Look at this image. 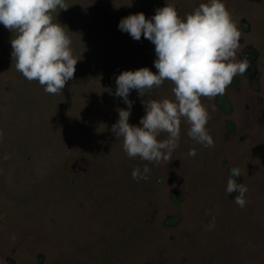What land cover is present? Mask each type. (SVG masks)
<instances>
[{"label": "rangeland", "instance_id": "374dc122", "mask_svg": "<svg viewBox=\"0 0 264 264\" xmlns=\"http://www.w3.org/2000/svg\"><path fill=\"white\" fill-rule=\"evenodd\" d=\"M222 2L242 33L237 58L250 67L224 95L202 98L214 146L191 139L182 121L179 146L160 163L128 157L111 130L117 109L128 110L115 76L157 72L155 46L118 25L169 3L184 18L207 0H65L53 22L69 31L79 61L59 95L16 70L17 33L0 24V264H264V0ZM81 82L94 84L88 102ZM173 87L132 90L129 124L142 127L144 102L174 99ZM145 165L147 179H133ZM235 167L243 208L226 192Z\"/></svg>", "mask_w": 264, "mask_h": 264}, {"label": "clouds", "instance_id": "9594fccd", "mask_svg": "<svg viewBox=\"0 0 264 264\" xmlns=\"http://www.w3.org/2000/svg\"><path fill=\"white\" fill-rule=\"evenodd\" d=\"M57 8L67 10L65 0H0V24L17 33L11 39L16 70L28 81H38L46 93L53 95L61 94L74 78L79 61L73 55L69 31L53 22ZM118 28L136 41L143 35L155 46L157 57V72L143 67L123 71L115 80V96L123 98L128 110L117 109L119 119L111 130L117 139L122 138L128 157L156 163L170 161L179 146L182 121L190 126L191 139L204 147H213L206 128L211 118L209 106L202 103V98L211 101L224 95L234 78L244 75L250 67L247 57L237 58L242 33L225 3L207 0L184 18L169 3L156 9L151 19H146L143 12L129 15L119 22ZM166 80L174 85V99L144 102L146 115L140 120L142 127L130 125V92L136 90L141 95L159 88ZM211 108L215 111L214 104ZM162 133L167 134L164 140L158 139ZM188 155L195 157V149ZM149 172L145 165L143 172L137 167L131 175L133 179H147ZM239 176L238 167L230 170L226 192H238L233 202L243 208L247 204V187L233 179Z\"/></svg>", "mask_w": 264, "mask_h": 264}, {"label": "trees", "instance_id": "16d2710c", "mask_svg": "<svg viewBox=\"0 0 264 264\" xmlns=\"http://www.w3.org/2000/svg\"><path fill=\"white\" fill-rule=\"evenodd\" d=\"M117 76H115V77H117ZM81 83L82 84H81V86H79L80 88L78 89V92H77L81 96V98L82 99L84 98V100H85V99H88L89 96L93 97V95H94V84H91V86H86L84 82H81ZM36 86L38 87L39 92L44 91V88L38 82L36 83ZM43 96H46V95H43ZM85 101H87V100H85ZM229 178H230V174H229ZM233 179H235L237 183L239 182L238 177H233Z\"/></svg>", "mask_w": 264, "mask_h": 264}]
</instances>
